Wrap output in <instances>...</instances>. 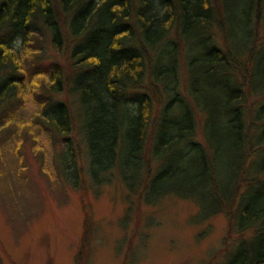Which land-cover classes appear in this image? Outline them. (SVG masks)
Listing matches in <instances>:
<instances>
[{"label":"trees","instance_id":"16d2710c","mask_svg":"<svg viewBox=\"0 0 264 264\" xmlns=\"http://www.w3.org/2000/svg\"><path fill=\"white\" fill-rule=\"evenodd\" d=\"M28 91L32 121L55 137L68 139L79 105L86 165L68 142L67 183L117 176L145 203L192 200L201 222L225 214L232 241L264 235V0H0L7 137ZM224 264H264V246Z\"/></svg>","mask_w":264,"mask_h":264},{"label":"rangeland","instance_id":"374dc122","mask_svg":"<svg viewBox=\"0 0 264 264\" xmlns=\"http://www.w3.org/2000/svg\"><path fill=\"white\" fill-rule=\"evenodd\" d=\"M20 54L26 69L35 72L36 62ZM45 54L66 61L49 44ZM37 108L28 91L17 111L18 124L10 125L15 132L7 137L0 131V264H76L88 214L85 264H224L264 246L261 234L232 241L237 234L225 214L201 222L189 199L166 196L145 203L117 176L98 185L85 175L78 185L67 183L57 155L68 142L76 145L80 169L86 165L79 105L71 106L67 140L32 121ZM24 122L30 129L20 125Z\"/></svg>","mask_w":264,"mask_h":264}]
</instances>
